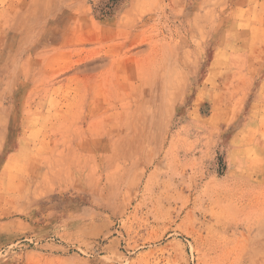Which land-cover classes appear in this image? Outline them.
Returning a JSON list of instances; mask_svg holds the SVG:
<instances>
[{
    "label": "rangeland",
    "instance_id": "1",
    "mask_svg": "<svg viewBox=\"0 0 264 264\" xmlns=\"http://www.w3.org/2000/svg\"><path fill=\"white\" fill-rule=\"evenodd\" d=\"M0 264H264V0H0Z\"/></svg>",
    "mask_w": 264,
    "mask_h": 264
}]
</instances>
